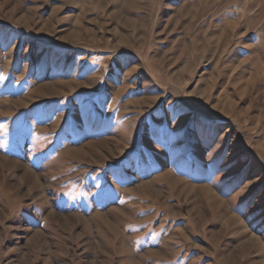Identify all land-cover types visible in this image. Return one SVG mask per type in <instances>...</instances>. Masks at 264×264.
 <instances>
[{"label":"rangeland","instance_id":"rangeland-1","mask_svg":"<svg viewBox=\"0 0 264 264\" xmlns=\"http://www.w3.org/2000/svg\"><path fill=\"white\" fill-rule=\"evenodd\" d=\"M0 264H264V0H0Z\"/></svg>","mask_w":264,"mask_h":264},{"label":"bare ground","instance_id":"bare-ground-1","mask_svg":"<svg viewBox=\"0 0 264 264\" xmlns=\"http://www.w3.org/2000/svg\"><path fill=\"white\" fill-rule=\"evenodd\" d=\"M76 34H77V33H76ZM74 37H75V36H74ZM71 38H72V37H71ZM209 195H210V194H209ZM209 195H208V196H209Z\"/></svg>","mask_w":264,"mask_h":264}]
</instances>
